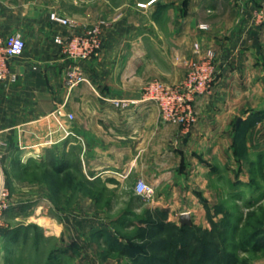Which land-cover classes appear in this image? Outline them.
Here are the masks:
<instances>
[{
  "label": "crops",
  "instance_id": "0c3cea01",
  "mask_svg": "<svg viewBox=\"0 0 264 264\" xmlns=\"http://www.w3.org/2000/svg\"><path fill=\"white\" fill-rule=\"evenodd\" d=\"M63 1L72 8L56 3ZM54 12L74 26L51 22ZM262 15L264 0H0V34L20 33L26 41L24 53L11 62L17 82L0 83V140L7 143L0 176L12 197L0 228L12 233L0 231V264L4 257L12 261L3 246L23 239L19 229L29 221L21 215L26 202L13 195L35 194L39 210L53 206L45 181L20 180L34 167L65 164L60 176L72 175L76 195L68 221L85 222L96 235L107 229L119 236L116 226L145 224L139 205L115 210L116 195L144 202L134 191L140 179L155 188L149 208L162 210L166 221L178 224L180 208L200 212L193 181L206 195L217 164L232 156L231 133L239 129L232 120L245 109H264ZM95 25L101 26L102 49L79 63L86 81L69 88L66 77L75 63L54 37L84 34ZM196 44L214 51L218 77L211 92L196 98L197 122L189 132L165 121L155 103L127 110L112 104L140 100L150 81H182L188 63L198 58ZM61 220L66 224L65 216Z\"/></svg>",
  "mask_w": 264,
  "mask_h": 264
},
{
  "label": "rangeland",
  "instance_id": "374dc122",
  "mask_svg": "<svg viewBox=\"0 0 264 264\" xmlns=\"http://www.w3.org/2000/svg\"><path fill=\"white\" fill-rule=\"evenodd\" d=\"M56 3L72 8L68 2ZM100 37L101 50L102 34ZM204 54L201 47L197 51L195 46L194 55L198 58L188 63L182 81L175 85L166 84L175 87L182 84L194 67L201 63ZM214 68L215 77L209 92L213 90L218 77L216 64ZM195 101L193 109H195ZM238 117L242 119L239 129L235 134L234 131L231 133L229 150L232 156L225 163L220 161L217 164L219 173L209 179L207 194L204 195L196 185V181H193L191 191L194 200L201 204V211L189 213L188 209L180 208L176 213H181V216L187 213L193 218L188 225L190 236L198 239L200 243L211 241L217 245L219 264H264V247L258 248L253 241L256 230L264 231V109H245ZM238 117L232 120L233 125L238 121ZM226 158L229 159L228 153ZM29 170L31 171L32 168ZM2 177L0 176V228L4 227V219L10 211L9 202L12 198ZM30 178H33L30 173L20 176V180L23 181H29ZM37 178L40 179L39 175ZM3 190L5 194L8 192L6 198L2 195ZM30 195L26 192L20 195L21 197L17 194L13 195L14 200L26 202L22 207L21 215L23 219L27 218L26 220L29 221L27 227L19 229L23 233V239L4 244L3 252L5 255L10 254L12 261H6L4 257L3 264H134L129 255L132 250L126 252L128 249L124 246L128 244V238L132 237L133 234L130 233L132 230L123 229L125 227L123 225L115 227L122 235L118 236L120 244L114 250L111 248L114 242L109 236L93 234L91 226L85 222L68 221V216L74 215L73 201L76 196L71 181L59 194L54 195L53 206L47 210L45 208L39 210L37 206L41 199H36L35 194L33 197ZM116 197H118L116 211L122 213L133 205H139L144 209L138 215L139 219L152 218L156 223H166L155 230L152 238L167 239L174 233L172 225L175 223L166 221L162 210L149 208L152 199L143 198L144 202L138 200L134 203L128 194L116 195ZM187 200L190 198L187 197ZM41 205L43 206L42 203ZM46 216L51 219L49 225L43 219ZM62 216H65L66 224L64 221L60 224ZM175 225L178 228L184 226L181 220ZM134 242L143 243L140 239H135Z\"/></svg>",
  "mask_w": 264,
  "mask_h": 264
},
{
  "label": "built area",
  "instance_id": "2783aa9c",
  "mask_svg": "<svg viewBox=\"0 0 264 264\" xmlns=\"http://www.w3.org/2000/svg\"><path fill=\"white\" fill-rule=\"evenodd\" d=\"M139 6L145 5L140 4ZM261 18H264V15ZM50 21L66 27L74 26L71 19L56 12L50 15ZM201 28L206 29L207 26L202 25ZM100 35L101 27L94 26L84 34L54 37V42L60 47L61 52L75 63V68L66 77V85L69 88L86 81V76L79 63L98 55L101 48ZM195 46L197 51L200 50L198 44ZM25 49L26 41L22 34L15 33L8 36L0 34V83L14 84L17 82L18 76L12 71L11 62L20 57ZM214 65L215 53L208 50L201 63L194 67L182 84L175 87L158 80L150 81L143 87L140 100L112 99L111 102L116 108L122 110L130 109L141 102L155 103L165 121L180 125L186 132H189L197 122L193 103L197 96L210 91L215 77ZM68 117L74 119L72 114H68ZM6 145L5 141L0 140V158L2 148ZM134 191L147 200L153 199L155 195V188L142 179L136 182ZM7 193L5 194L3 190L2 195L6 198Z\"/></svg>",
  "mask_w": 264,
  "mask_h": 264
},
{
  "label": "trees",
  "instance_id": "16d2710c",
  "mask_svg": "<svg viewBox=\"0 0 264 264\" xmlns=\"http://www.w3.org/2000/svg\"><path fill=\"white\" fill-rule=\"evenodd\" d=\"M65 170L64 163L54 162L50 168L34 167L31 171L24 170L21 176L22 174L30 173L33 178H30L29 181H45L50 189L49 196L53 200L54 195L59 194L63 188H66L68 182L70 183L71 181L73 186V177L70 173L66 172L60 176ZM38 175L40 179L37 178ZM144 223V225L133 228L130 232L133 234L132 237L128 238V244L124 245L128 249H125L126 252L132 250L130 251L132 253L129 255L134 264H219L217 245L211 241L200 243L198 239H194L189 234L188 225L178 228L173 224L174 233L167 239L160 240L152 238V235L158 227L164 226L166 223H156L152 218L145 220ZM0 231L7 234V236L12 233V231L3 229H0ZM97 235L109 236L114 242L111 245V248L114 250L120 244L118 236L107 229L100 230L97 232ZM121 235L119 234V236ZM254 238L255 240L253 241L258 248L264 247V231L261 229L256 230ZM135 239H140L143 243H135Z\"/></svg>",
  "mask_w": 264,
  "mask_h": 264
},
{
  "label": "water",
  "instance_id": "95a60500",
  "mask_svg": "<svg viewBox=\"0 0 264 264\" xmlns=\"http://www.w3.org/2000/svg\"><path fill=\"white\" fill-rule=\"evenodd\" d=\"M241 120H242L241 118L238 119L237 124H236L237 127L240 126ZM0 183H1V180H0ZM181 223L183 225H190L191 224V218H190L189 214L185 213L181 216Z\"/></svg>",
  "mask_w": 264,
  "mask_h": 264
}]
</instances>
